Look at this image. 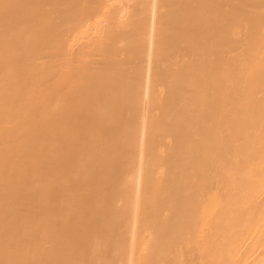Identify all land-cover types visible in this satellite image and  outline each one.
<instances>
[{
    "label": "bare ground",
    "instance_id": "bare-ground-1",
    "mask_svg": "<svg viewBox=\"0 0 264 264\" xmlns=\"http://www.w3.org/2000/svg\"><path fill=\"white\" fill-rule=\"evenodd\" d=\"M0 264H264V0H0Z\"/></svg>",
    "mask_w": 264,
    "mask_h": 264
}]
</instances>
